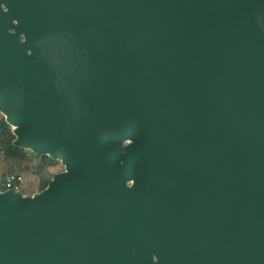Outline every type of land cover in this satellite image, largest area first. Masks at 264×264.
<instances>
[{
    "label": "water",
    "instance_id": "95a60500",
    "mask_svg": "<svg viewBox=\"0 0 264 264\" xmlns=\"http://www.w3.org/2000/svg\"><path fill=\"white\" fill-rule=\"evenodd\" d=\"M0 111V264H264V0H0Z\"/></svg>",
    "mask_w": 264,
    "mask_h": 264
},
{
    "label": "trees",
    "instance_id": "16d2710c",
    "mask_svg": "<svg viewBox=\"0 0 264 264\" xmlns=\"http://www.w3.org/2000/svg\"><path fill=\"white\" fill-rule=\"evenodd\" d=\"M13 127L9 124L6 117L0 113V150L5 153L7 157L15 158L21 161L22 167L21 170L31 171L34 175V188L24 189L22 187V193L24 194H34L45 189L52 179V177L57 173L50 171L51 163L53 162L47 156H41V160L35 164H30V159H28L30 154L33 153L32 150L28 148L19 147L14 144V140L10 139V136L13 134ZM36 156L34 153L31 157ZM40 157V156H39ZM0 189L4 190V187L0 185Z\"/></svg>",
    "mask_w": 264,
    "mask_h": 264
},
{
    "label": "rangeland",
    "instance_id": "374dc122",
    "mask_svg": "<svg viewBox=\"0 0 264 264\" xmlns=\"http://www.w3.org/2000/svg\"><path fill=\"white\" fill-rule=\"evenodd\" d=\"M0 113L3 114L1 111ZM13 128L15 127L13 126ZM15 138H16V134L13 132V134L10 136V139L15 140ZM33 153L30 155L32 156ZM34 154L36 156L28 157V159H30L29 162L32 166L37 164L41 160V156H47L53 160V162L51 163V167H50L51 172L56 173V172L64 171L66 169L65 165L58 158H53L49 155H43V154H37V153H34ZM21 167H22V163L20 160L7 157L5 153L0 150V181L3 179V177H5L8 174H21L23 176V188L25 190L29 188H34L35 184L33 181L35 177L33 175V172H31L30 170L29 171L21 170Z\"/></svg>",
    "mask_w": 264,
    "mask_h": 264
},
{
    "label": "built area",
    "instance_id": "2783aa9c",
    "mask_svg": "<svg viewBox=\"0 0 264 264\" xmlns=\"http://www.w3.org/2000/svg\"><path fill=\"white\" fill-rule=\"evenodd\" d=\"M0 185L4 187V190L14 189L21 191L23 187V176L21 174H8L0 181Z\"/></svg>",
    "mask_w": 264,
    "mask_h": 264
}]
</instances>
